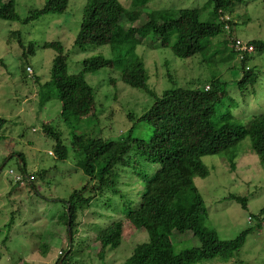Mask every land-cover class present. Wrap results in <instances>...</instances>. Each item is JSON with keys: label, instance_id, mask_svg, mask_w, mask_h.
Returning a JSON list of instances; mask_svg holds the SVG:
<instances>
[{"label": "rangeland", "instance_id": "374dc122", "mask_svg": "<svg viewBox=\"0 0 264 264\" xmlns=\"http://www.w3.org/2000/svg\"><path fill=\"white\" fill-rule=\"evenodd\" d=\"M118 1L126 10L123 23L127 27L142 25L154 13L159 22L175 19L178 10L184 8L203 10L202 20L212 13L208 0ZM14 2L18 18L0 20V118L6 121L0 126V264H54L62 256L60 253L61 260L67 256L65 264H126L132 249L147 241L146 231L125 227L130 230L118 247L108 249L103 260L97 257L98 245L93 237L109 223L123 219L122 211L129 203L136 206L140 202L144 179L137 171L151 175L157 164L146 162L131 151L130 164L113 169L114 187L105 189L79 212V226L73 230L71 243L63 222L64 201L89 179L80 165L82 157L72 143V134L119 141L133 128V138L147 139L151 129L138 123V118L155 97L176 87L203 88L216 77L222 83L216 116L229 108L237 123L247 127L254 116L264 114V51L249 55L246 65L256 81L242 88L238 85L241 62L229 49L228 32L211 38L190 59H180L170 49L157 48L160 37L135 38L134 54L144 61L147 83L154 95L124 85L118 79V68L87 73L84 78L94 90V100L82 101L79 106L85 111L67 125L60 119L56 97L49 94L45 100L41 91L42 84L50 79L56 55L44 44L63 45L68 74L81 72L86 58L102 55L111 59L114 53L108 46L82 50L73 45L86 0H69L63 14H48L27 24L23 20L31 11L40 9L45 0ZM227 16L235 23L232 38L264 42L262 0H236ZM170 39L174 41L175 35ZM30 43L34 44V51L28 53ZM130 48L129 43L120 51L130 53ZM46 125L61 134L69 152L66 160H59L54 153L56 143L44 132ZM12 153L14 158H10ZM18 154H22L27 175L35 177L25 187L9 174L10 170L20 172ZM202 162L208 176L195 178L194 183L208 212L205 227L215 231L220 240H232L242 231L249 232L231 260L216 258L196 264H264V225L260 223L263 217H256L264 208V165L253 151L250 138L226 152L205 156ZM230 195L246 199V209L229 199ZM171 239L175 252L199 245L190 231L173 232Z\"/></svg>", "mask_w": 264, "mask_h": 264}, {"label": "trees", "instance_id": "16d2710c", "mask_svg": "<svg viewBox=\"0 0 264 264\" xmlns=\"http://www.w3.org/2000/svg\"><path fill=\"white\" fill-rule=\"evenodd\" d=\"M235 1L208 0L207 3L212 5V13L206 20L201 19L203 10L184 8L178 10L175 19L159 22L154 13L142 25L127 27L123 23L126 10L118 0H86L73 45L82 50L108 46L115 57L107 59L95 55L86 58L81 63V72L68 74L63 45L60 42L44 44L43 47L53 49L56 53L52 60L50 79L41 86V91L46 95L45 100L49 99V94L56 97L60 104L59 116L65 124L77 121L85 111L79 104L94 98V90L86 82L85 74L104 68H118V79L124 85L154 95L147 83L149 75L144 61L134 54L137 46L135 38L144 39L148 36L160 37L157 48L170 49L175 57L190 59L200 53L203 44L211 38L228 32L229 49L241 62L242 74L238 85L242 88L254 85L256 77L246 65L251 54H240L234 48L238 40L232 38L235 23L227 14ZM68 3L69 0H45L43 6L31 11L23 23L48 14H63ZM17 18L14 0L5 3L0 0V20L13 21ZM173 34L175 39L171 41ZM129 43L131 52L127 50L122 53L120 49ZM246 43L252 45L254 51H264L262 41ZM33 51L34 44L30 43L28 53ZM221 85L216 77L203 88L176 87L164 90L138 118V123L151 129L147 139L133 138V128L127 137L119 141L72 134V143L82 157L80 165L89 179L64 201L63 222L67 230L69 222L71 243L73 230L79 226V212L88 208L92 200L105 189L114 187L113 169L117 165L126 167L130 164L132 156L129 155L134 150L144 161L157 164V167L151 175L137 171L144 179L140 202L136 206L129 203L122 211L123 219L109 223L95 234L93 240L98 245L97 257L103 260L108 249L118 247L126 231L130 230L127 229L129 227L146 231L148 239L132 249L126 264H196L216 258L227 262L237 254L249 231H242L232 240H220L215 231L207 229L205 221L208 212L194 180L208 176L203 157L226 152L246 137L250 138L253 151L264 165V114L254 116L247 127L237 123L229 108L216 116ZM5 122L0 118V126ZM44 132L55 140L54 153L57 158L66 160L69 152L62 143L61 134L54 132L50 125L44 126ZM18 159V170L27 174L22 155L19 154ZM96 165L99 166L97 170ZM229 199L246 209V199L235 195H230ZM256 217L264 218V208ZM188 231L197 238L199 245L175 252L171 234ZM60 255L63 256V253ZM62 256L54 264H65L67 256L61 260Z\"/></svg>", "mask_w": 264, "mask_h": 264}, {"label": "built area", "instance_id": "2783aa9c", "mask_svg": "<svg viewBox=\"0 0 264 264\" xmlns=\"http://www.w3.org/2000/svg\"><path fill=\"white\" fill-rule=\"evenodd\" d=\"M234 48L236 52L240 54L241 52H246L248 54H251L254 51V48L252 45H248L246 42L240 39L235 41ZM206 88L208 89V87ZM9 174L14 177L15 182L19 184L20 186L24 185L27 181L31 182L34 180L33 176H28L27 174H22V173L16 174L15 171L13 170H10ZM261 224L264 225V218L261 219Z\"/></svg>", "mask_w": 264, "mask_h": 264}, {"label": "crops", "instance_id": "0c3cea01", "mask_svg": "<svg viewBox=\"0 0 264 264\" xmlns=\"http://www.w3.org/2000/svg\"><path fill=\"white\" fill-rule=\"evenodd\" d=\"M14 155H15V153L14 154L12 153L11 156H13V157H11V158H14ZM20 155H22V154H20ZM17 156H19V154ZM19 163H20V160H19ZM30 183L31 182H26L22 187H25V186H27Z\"/></svg>", "mask_w": 264, "mask_h": 264}, {"label": "water", "instance_id": "95a60500", "mask_svg": "<svg viewBox=\"0 0 264 264\" xmlns=\"http://www.w3.org/2000/svg\"><path fill=\"white\" fill-rule=\"evenodd\" d=\"M68 236H69V240H70L69 222H68Z\"/></svg>", "mask_w": 264, "mask_h": 264}, {"label": "clouds", "instance_id": "9594fccd", "mask_svg": "<svg viewBox=\"0 0 264 264\" xmlns=\"http://www.w3.org/2000/svg\"><path fill=\"white\" fill-rule=\"evenodd\" d=\"M20 173V172H19ZM29 176V175H28Z\"/></svg>", "mask_w": 264, "mask_h": 264}]
</instances>
